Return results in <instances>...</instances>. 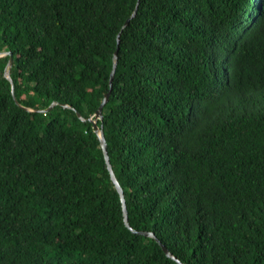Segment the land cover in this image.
<instances>
[{
	"label": "trees",
	"instance_id": "trees-1",
	"mask_svg": "<svg viewBox=\"0 0 264 264\" xmlns=\"http://www.w3.org/2000/svg\"><path fill=\"white\" fill-rule=\"evenodd\" d=\"M118 47L98 126L131 227L184 264H264V0H0L16 99L59 103L20 108L0 58V264H178L126 227L77 116Z\"/></svg>",
	"mask_w": 264,
	"mask_h": 264
},
{
	"label": "water",
	"instance_id": "water-1",
	"mask_svg": "<svg viewBox=\"0 0 264 264\" xmlns=\"http://www.w3.org/2000/svg\"><path fill=\"white\" fill-rule=\"evenodd\" d=\"M141 1V0H139ZM140 6V2L138 4V7ZM138 7L135 8L134 12H133V15L131 17V19L127 20L124 24V27L123 28H126L127 26L129 27L130 25V20L132 19H135L136 18V15H137V11H138ZM120 35L121 33L119 34V37H118V45H119V39H120ZM118 53H119V47L117 48L116 52H115V55H114V61H113V70H112V73H111V78H110V88L108 90V93L105 95L104 97V100L101 104V106L99 107V110L98 112L93 116V117H89V118H84L79 112H77V116L79 117V119L83 122H89L92 126H93V130L95 132V134L98 136L99 140H100V144H101V148H102V151H103V154H104V158H105V162H106V165L109 169V172L111 174V177H112V181L113 183L115 184L116 188H117V191L119 192L121 198H122V202H123V208H124V217H125V224H126V227L131 230L135 235H141V236H146L148 238H155L163 247L164 251L166 252V254L168 255V257L174 259L178 264H184L178 257H176L169 249L166 245L162 244L161 241L157 238V236L155 235V233L153 234H148V233H138L136 232L132 227H131V224H130V217H129V212H128V207H127V202H126V197H125V193H124V190L116 176V173L113 169V166L112 164H110V159H109V156H108V152H107V144H106V141H105V138H104V131H103V127H99L98 126V123L99 122H102L103 121V111H104V108L105 106L109 103L110 101V98H111V94H112V90H113V82H114V77H115V74H116V70H117V67H118ZM4 57H10L9 61H8V64L6 66V69L4 71V76L5 78L11 83V88H12V95H13V99L15 101V103L21 107V108H24L22 107L21 104H19L18 100L16 99L15 97V88H14V84H13V80H12V77H11V70H12V67H13V64H14V55L12 52H3V53H0V58H4ZM59 103L58 102H53L51 104V106L46 109V110H36L37 112H50L54 107L58 106ZM64 107H68L70 108V106H64ZM25 110H28L26 108H24Z\"/></svg>",
	"mask_w": 264,
	"mask_h": 264
},
{
	"label": "bare ground",
	"instance_id": "bare-ground-1",
	"mask_svg": "<svg viewBox=\"0 0 264 264\" xmlns=\"http://www.w3.org/2000/svg\"><path fill=\"white\" fill-rule=\"evenodd\" d=\"M138 9H139V7H138ZM137 13H138V11H137ZM130 19H131V18H130ZM132 20H133V19H132ZM127 27H128V26H127ZM127 27H126V28H127ZM126 28H123V30L126 29ZM120 36H121V35H120ZM119 40H120V39H119ZM13 55H14V54H13ZM50 106H51V105H50ZM50 106H49V107H50ZM22 107H24V106H22ZM49 107H48V108H49ZM20 108H21V107H20ZM24 108L28 109V110H26V111H28V112H36V113H48V112H49V111H48V112H37L36 110L30 109V108H27V107H24ZM24 108H22V109H24ZM48 108H47V109H48ZM71 108H72V107H71ZM24 110H25V109H24ZM44 110H46V109H44ZM104 138H105V136H104ZM148 234H150V233H148ZM139 236H141V235H139ZM143 237H146V236H143ZM146 238H148V237H146ZM149 239H151V238H149ZM171 259H172V258H171ZM173 260H174V259H173Z\"/></svg>",
	"mask_w": 264,
	"mask_h": 264
}]
</instances>
